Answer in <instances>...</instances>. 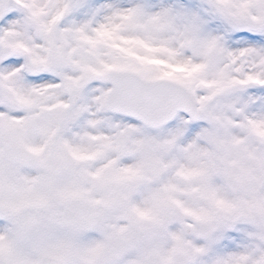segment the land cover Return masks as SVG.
<instances>
[{
    "label": "snow or ice",
    "instance_id": "1",
    "mask_svg": "<svg viewBox=\"0 0 264 264\" xmlns=\"http://www.w3.org/2000/svg\"><path fill=\"white\" fill-rule=\"evenodd\" d=\"M0 264H264V0H0Z\"/></svg>",
    "mask_w": 264,
    "mask_h": 264
}]
</instances>
